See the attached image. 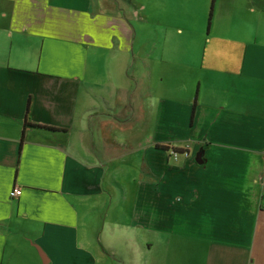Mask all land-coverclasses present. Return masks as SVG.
Listing matches in <instances>:
<instances>
[{
	"label": "crops",
	"instance_id": "0c3cea01",
	"mask_svg": "<svg viewBox=\"0 0 264 264\" xmlns=\"http://www.w3.org/2000/svg\"><path fill=\"white\" fill-rule=\"evenodd\" d=\"M120 240L264 264V0H0V264Z\"/></svg>",
	"mask_w": 264,
	"mask_h": 264
},
{
	"label": "rangeland",
	"instance_id": "374dc122",
	"mask_svg": "<svg viewBox=\"0 0 264 264\" xmlns=\"http://www.w3.org/2000/svg\"><path fill=\"white\" fill-rule=\"evenodd\" d=\"M143 2H144V0H136L137 4L138 3L141 4ZM139 21H140V19H136L137 25H141L140 23H143V22H139ZM199 64L200 63H189V64L183 63V65H184L183 73L187 75L184 80L185 81L187 80L190 83V86H191L190 69L198 67ZM173 77H174L173 75H170V74L168 75V85H169L168 88L176 85V82L173 83V81H172ZM194 85H195V83L192 84L193 87H190V91L188 92V94H193V92H195L196 88ZM188 87H189L188 85H185L183 87L182 91L179 93L180 96H185L187 94L184 92V90L187 89ZM177 88H178V86H177ZM108 232H109V229H108V225H107L104 235H108ZM125 242H126V240L124 242H122V240H120L119 244L116 246L118 252L111 250V252L109 254L108 253H105L103 255L96 254V256H97L96 262L98 264H143V261H144L143 258H145V254H143V253L133 254L132 251H130L128 253L127 242L126 243ZM112 255H114V256H112Z\"/></svg>",
	"mask_w": 264,
	"mask_h": 264
},
{
	"label": "built area",
	"instance_id": "2783aa9c",
	"mask_svg": "<svg viewBox=\"0 0 264 264\" xmlns=\"http://www.w3.org/2000/svg\"><path fill=\"white\" fill-rule=\"evenodd\" d=\"M20 193H21V189L15 188V189H13V191H11L10 196L14 197V196L20 195Z\"/></svg>",
	"mask_w": 264,
	"mask_h": 264
},
{
	"label": "trees",
	"instance_id": "16d2710c",
	"mask_svg": "<svg viewBox=\"0 0 264 264\" xmlns=\"http://www.w3.org/2000/svg\"><path fill=\"white\" fill-rule=\"evenodd\" d=\"M25 126H26V120H25ZM155 147L158 148V149H167V146L160 145V144H156Z\"/></svg>",
	"mask_w": 264,
	"mask_h": 264
}]
</instances>
